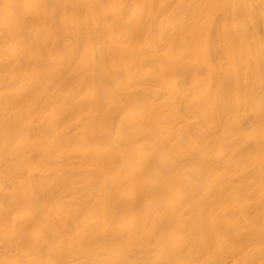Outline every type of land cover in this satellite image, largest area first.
<instances>
[{"label": "bare ground", "instance_id": "1", "mask_svg": "<svg viewBox=\"0 0 264 264\" xmlns=\"http://www.w3.org/2000/svg\"><path fill=\"white\" fill-rule=\"evenodd\" d=\"M0 264H264V0H0Z\"/></svg>", "mask_w": 264, "mask_h": 264}]
</instances>
